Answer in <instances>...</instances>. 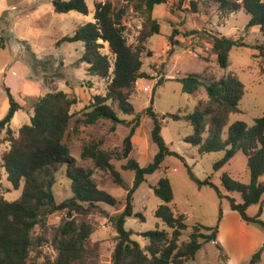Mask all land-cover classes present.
<instances>
[{"label":"rangeland","instance_id":"rangeland-1","mask_svg":"<svg viewBox=\"0 0 264 264\" xmlns=\"http://www.w3.org/2000/svg\"><path fill=\"white\" fill-rule=\"evenodd\" d=\"M52 1L0 0V120L10 107L7 89L22 106L10 125L15 136H18L23 125L31 123L33 101L54 91H64L71 97H77L78 104L72 108L74 116L64 143L68 145L77 165L93 170L99 188L119 201L115 207L98 204L86 215L61 211L46 216L32 231L33 246L29 263L55 264L59 255L56 244L59 228L67 221H74L78 227L86 224L92 228L84 245L85 256L74 264H113L117 233L111 218L123 211L127 191L135 180V173L124 170L122 166L134 159L145 167L153 162L159 151L152 140L153 119L145 113L151 100L160 118L169 114L187 115L195 111L200 101H206L208 94L204 86L194 94L185 93L180 79L197 75L205 84H209L223 76H236L244 87V95L239 103L240 111L229 116L222 137H227L230 126L236 122L252 126L255 119L264 115V35L258 27H249L251 17L243 10L220 11L212 0H183L182 4L178 0H167L156 6L152 15L159 21L161 30L146 42L142 71L147 76L137 81L129 97L135 112L125 115L114 104L120 123L101 120L94 125H85L77 123L78 119L84 117L80 111L93 101L94 96L106 94L108 80L87 75L88 65L81 62L83 42H58L73 36L85 23L93 22L95 5L99 2L109 1L116 9H126L123 25L129 45L137 44L146 24V16L136 10L135 1L85 0L89 8L88 16L75 11L58 14ZM191 2H194L195 9ZM175 28L181 33L175 40L181 44L171 53L169 38ZM193 30L199 33L193 37L185 36ZM4 35L9 36L3 38ZM212 35L240 42L230 52L226 69L219 66L217 55L212 51ZM104 46L102 52L113 61L107 43ZM34 84H37L36 87ZM138 119L140 124L136 126ZM162 123V135L168 147L185 161L167 156L162 167L148 175L137 189L133 201L134 216L128 218L125 224V229L133 232L131 239L145 248L147 240L143 233L155 229L171 231L155 216L161 201L153 191L161 178L168 177L174 193L171 207L174 212L185 215L188 225L180 243L189 240L190 229L196 224L218 228L217 242L204 244L188 264H248L258 251H262L258 264H264V231L242 221L240 215L231 209L229 200L219 198L214 188H200L190 179L185 166L186 163L202 181L212 177L213 183L225 196L241 203V194L227 192L221 178L228 173L235 180L248 184L250 176L246 172L245 154L238 151L229 164L215 171L214 164L223 158L224 152L202 154L197 147L186 143L185 138L193 133V128L185 120L168 118L162 119ZM134 126L136 130L128 159L114 158L111 161L125 183L123 187L115 183L110 172L96 168L91 160L83 159L81 154L84 146L93 143H99L101 149L116 155L121 154L125 148V138ZM6 139V132L0 134V194L7 201H16L21 198L23 184L15 189L7 179L2 162L4 152L9 149ZM66 169L67 166L63 165L55 176L53 192L58 203L72 197ZM261 180L264 182V176ZM260 209L264 221V196L262 203L248 208L247 215L256 217Z\"/></svg>","mask_w":264,"mask_h":264},{"label":"trees","instance_id":"trees-1","mask_svg":"<svg viewBox=\"0 0 264 264\" xmlns=\"http://www.w3.org/2000/svg\"><path fill=\"white\" fill-rule=\"evenodd\" d=\"M125 1L128 3L135 1L136 10L146 16V24L137 39V44L129 45L125 36L126 27L123 25V18L126 9H116L109 1L96 3L94 21L85 23L73 36H67L58 42L59 44L83 42L84 53L81 62L88 65L87 75L108 80L106 94L94 96L93 101L80 111L84 117L82 120L78 119L77 123L94 125L101 120L120 123L114 104H117L121 113L125 115L135 112L129 97L137 81L147 76L142 71L146 42L161 30L159 21L152 15L155 7L166 3L167 0ZM178 1L179 4L183 2V0ZM212 1L217 4L220 11L243 10L251 17L249 27H258L264 35V0ZM52 4L58 14L75 11L84 16L89 15L85 0H53ZM191 5L195 9L194 2H191ZM198 33L196 30L188 31L185 36L193 37ZM180 34L175 28L169 38L171 53L181 44L175 40ZM105 43L113 61L108 54L102 52ZM239 44V40L212 35V51L217 55L222 69L228 67L229 54ZM179 82L183 91L188 94H194L204 86L208 99L200 101L195 111L190 114H169L162 118L154 111L153 99L151 100L145 113L153 119L152 140L159 151L153 162L145 167L134 159L122 166L124 170L135 173V180L127 191L123 211L111 218L117 233L113 264H188L195 259L204 244L217 242L218 228L196 224L190 229L189 240L180 243V238L188 229V225L185 215L174 212L171 207L174 193L168 177L161 178L153 191L161 201L155 216L171 231L155 229L143 233L147 245L142 248L131 239L133 232L125 229L127 219L134 216V194L146 181V177L159 170L167 156L185 161L180 154L170 150L165 142L162 135V119L189 122L193 133L185 138V142L197 147L200 153L224 152L223 158L214 164L215 171L229 164L238 151L245 154L246 172L250 176L249 183L244 184L235 180L228 173H224L221 178L222 186L227 192L241 194V203L225 196L213 183L212 177L202 181L194 175L186 163L185 166L190 179L200 188L203 186L214 188L219 198L229 200L231 209L240 215L242 221L254 224L264 231L262 209L256 217L247 215L248 208L262 203L264 196V182L261 180L264 176V115L255 119L252 126L243 122L232 124L227 137L223 139L222 131L229 116L240 111L239 103L244 95L242 83L232 75L223 76L220 80L209 84H205L197 75H189ZM7 94L10 107L5 117L0 120V134L6 132L9 149L4 152L2 162L8 181L15 189H19L23 184V191L21 198L16 201H7L0 194V264H30L29 255L33 246L31 234L46 216L61 211L86 215L91 209L97 208L98 204L115 207L119 200L99 188L94 180L93 170L78 166L68 145L64 143L74 116L72 108L78 104L77 97H71L64 91H54L33 101L31 123L23 125L18 136H15L10 125L22 106L9 89ZM139 124L138 119L136 126ZM136 126L125 138V148L121 154L116 155L101 149L99 143H93L83 147L82 158L91 160L96 168L110 172L115 183L125 187L120 173L116 171L111 161L114 158L128 159L132 151V138ZM63 165L67 166L66 175L71 181L72 197L58 203L53 188L56 183V173ZM91 233L92 228L86 224L78 227L74 221H67L62 225L56 240L59 255L55 264H74L82 260L86 251L84 245ZM217 247L221 249L218 243ZM261 253L262 251L256 252L248 264H258Z\"/></svg>","mask_w":264,"mask_h":264},{"label":"crops","instance_id":"crops-1","mask_svg":"<svg viewBox=\"0 0 264 264\" xmlns=\"http://www.w3.org/2000/svg\"><path fill=\"white\" fill-rule=\"evenodd\" d=\"M0 12H1V3H0ZM37 84H34V86L36 87ZM39 85V84H38ZM68 94V93H67Z\"/></svg>","mask_w":264,"mask_h":264},{"label":"water","instance_id":"water-1","mask_svg":"<svg viewBox=\"0 0 264 264\" xmlns=\"http://www.w3.org/2000/svg\"><path fill=\"white\" fill-rule=\"evenodd\" d=\"M8 36H9V35H8ZM8 36H7V35H4L3 38H4V37H8Z\"/></svg>","mask_w":264,"mask_h":264},{"label":"built area","instance_id":"built-area-1","mask_svg":"<svg viewBox=\"0 0 264 264\" xmlns=\"http://www.w3.org/2000/svg\"><path fill=\"white\" fill-rule=\"evenodd\" d=\"M145 90L147 91V90H148V88H145Z\"/></svg>","mask_w":264,"mask_h":264}]
</instances>
